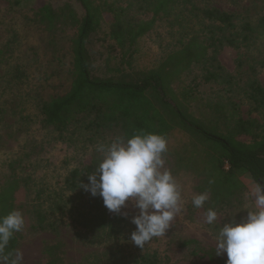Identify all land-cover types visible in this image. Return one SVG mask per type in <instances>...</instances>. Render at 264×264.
<instances>
[{
	"label": "rangeland",
	"instance_id": "374dc122",
	"mask_svg": "<svg viewBox=\"0 0 264 264\" xmlns=\"http://www.w3.org/2000/svg\"><path fill=\"white\" fill-rule=\"evenodd\" d=\"M133 1L114 0L117 6L127 8L128 17L121 19H146ZM44 3L54 7L57 13L65 10L63 17H56L51 29H47L46 22L36 14ZM203 3L232 13L238 27L243 22H250L255 28L252 38L244 42L235 35L237 47L224 45L217 51L216 60L222 67L219 75L224 76L221 82L200 78L201 66L193 64L172 79L171 88L176 92L189 88L187 101L190 110L205 121L214 119L218 110L227 115L235 112L236 118L260 121V115L252 110L242 87L251 80L264 86V0H204ZM69 8L80 12L74 0H0V188L13 183L11 211H21L25 220L24 229L14 234L12 251L8 255L0 253V259L8 256L10 260L19 250L23 254L21 264L45 263L47 256L43 253V245L46 243L60 244L58 264H109L106 258L90 257L92 253L99 256L100 248L82 242V228L72 224L65 213L54 207L55 214L50 210L49 219L56 230L34 229L32 209L40 201L35 200V191L42 189L41 198L49 195L47 200L54 205L58 203V194L65 200L73 197L72 205H76V201L82 204L90 197V193L76 181L79 174L74 184L70 179L77 167L90 163L93 146L75 136L70 144L59 140L55 132L43 125L37 109L40 99L61 95L69 87L68 70L74 34V29L68 25ZM112 22V17H104L87 45L94 59L95 72L100 76L112 74L114 68L140 71L156 67L167 53L179 48L182 35L189 31L178 22L171 25L162 19L137 40L131 52V47L125 45L121 48L109 37ZM107 137L101 143L108 145L113 141V138L108 141L111 138ZM238 138L250 140L245 135ZM194 139L189 132L178 127L167 135L165 167L171 170L180 186L182 210L174 225L164 236L158 237L159 249L164 251L183 238L195 239L202 247L215 250L216 237L224 222L229 218L239 222L247 212L257 210L252 196L257 184L249 173L242 172L237 177L243 187L233 206L217 210L218 219L214 225L205 222L204 207L196 208L192 204V198L199 194L195 186L202 160L199 149L203 145ZM96 155L97 161L101 162L103 154L98 152ZM227 168L225 164L224 169ZM82 183L85 184V179ZM68 206L71 204L65 208ZM122 211L128 213L125 233L131 234L135 230L131 217L138 210L129 203ZM128 242L133 248L135 244L130 239ZM144 246L151 249L156 244L147 242ZM168 254H173L178 264H216L189 255L186 248L171 249ZM222 256L227 260L226 254Z\"/></svg>",
	"mask_w": 264,
	"mask_h": 264
},
{
	"label": "trees",
	"instance_id": "16d2710c",
	"mask_svg": "<svg viewBox=\"0 0 264 264\" xmlns=\"http://www.w3.org/2000/svg\"><path fill=\"white\" fill-rule=\"evenodd\" d=\"M74 1L80 12L67 9L68 25L74 29L69 87L61 95L40 99L37 106L43 125L55 132L56 138L70 144L75 136L93 146L90 163L73 171L72 184L78 174L76 181L82 183L85 179V184L88 183L87 175L100 163L96 157L97 146L102 140H107V136L111 141L112 138H128L142 131L160 134L167 139L168 132L175 127L189 132L195 141L203 142L199 149L202 160L198 165L195 189L199 194L209 193V200L203 206L206 211L233 206L237 193L243 187L237 177L239 173L247 172L256 184H264V86L251 80L242 87L252 110L260 115V121L236 118L235 112L227 115L219 110L214 119L205 121L190 110L187 101L189 88L176 92L170 85L175 76L193 64L201 66L200 78L221 82L224 76L219 75L222 67L215 55L224 45L237 47L235 35L244 42L251 39L255 28L250 22H243L238 27L232 13L209 7L203 3L204 0H134V6L147 17L134 21L121 19L128 17L127 8L117 6L114 0ZM55 10L44 3L36 11L39 19L46 22L47 29H51L56 17H63L65 12L57 13ZM104 17L113 19L109 37L121 48L125 45L131 47V52L137 40L162 19L171 25L178 22L189 31L182 35L179 48L167 53L156 67L140 71L114 68L112 74L100 76L95 72L94 59L87 45ZM241 135L248 136L250 140L239 139ZM225 164L227 169H224ZM13 187L10 182L0 188V217L11 212ZM40 191L43 190L35 191L34 196L35 200H40L32 209L34 229L56 230L49 219L50 210L55 214L54 207L65 213L72 224L82 228V242L100 248L99 256L92 253L90 257L106 258L109 264H178L179 261L168 252L186 248L191 256L226 264L222 255H216L214 249L204 248L192 238L173 242L166 252L159 249L158 237L149 241L156 244L155 248L136 245L132 248L128 242L130 234L125 233L128 217L107 210L99 195H90L88 201L82 204L76 201V205H72L73 197L65 200L58 194V203L54 205L47 200L49 195L41 198ZM68 204L71 206L65 208ZM14 242L13 236L3 254H10ZM59 245H43L47 261L42 264L59 263Z\"/></svg>",
	"mask_w": 264,
	"mask_h": 264
},
{
	"label": "clouds",
	"instance_id": "9594fccd",
	"mask_svg": "<svg viewBox=\"0 0 264 264\" xmlns=\"http://www.w3.org/2000/svg\"><path fill=\"white\" fill-rule=\"evenodd\" d=\"M103 154L98 167L87 175V184H80L91 196L99 195L107 210L127 217L122 211L131 203L138 211L131 217L135 230L130 240L138 247L154 237L164 236L174 225L182 210L181 189L171 170L165 167L167 140L156 133L139 132L131 137H116L110 144L97 146ZM252 196L256 211H249L237 222L229 218L219 229L216 255L226 254V264H264V184H257ZM209 193L192 198L196 208L204 206ZM217 212L208 209L205 222L214 225ZM25 220L19 210L0 217V253H3L15 233L24 229ZM23 254L16 250L14 257L0 259V264H21Z\"/></svg>",
	"mask_w": 264,
	"mask_h": 264
}]
</instances>
